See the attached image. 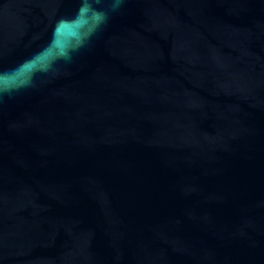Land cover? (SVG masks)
<instances>
[{"label":"water","instance_id":"1","mask_svg":"<svg viewBox=\"0 0 264 264\" xmlns=\"http://www.w3.org/2000/svg\"><path fill=\"white\" fill-rule=\"evenodd\" d=\"M0 264H264V0H0Z\"/></svg>","mask_w":264,"mask_h":264}]
</instances>
